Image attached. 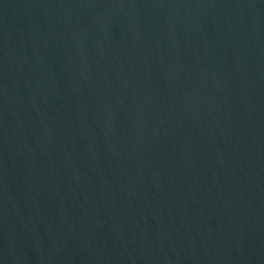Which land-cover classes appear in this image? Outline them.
Returning <instances> with one entry per match:
<instances>
[{"label":"water","instance_id":"obj_1","mask_svg":"<svg viewBox=\"0 0 264 264\" xmlns=\"http://www.w3.org/2000/svg\"><path fill=\"white\" fill-rule=\"evenodd\" d=\"M0 264H264V0H0Z\"/></svg>","mask_w":264,"mask_h":264}]
</instances>
